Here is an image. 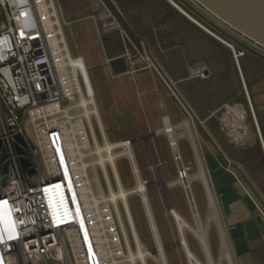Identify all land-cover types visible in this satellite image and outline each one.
Returning a JSON list of instances; mask_svg holds the SVG:
<instances>
[{"label":"built area","instance_id":"obj_1","mask_svg":"<svg viewBox=\"0 0 264 264\" xmlns=\"http://www.w3.org/2000/svg\"><path fill=\"white\" fill-rule=\"evenodd\" d=\"M167 1L214 36L173 0ZM187 2L230 32L192 1ZM0 12L4 21L0 30V140L9 147L13 137L21 135L36 168L35 175L21 177L10 154L13 168L8 181L0 183V217L5 218V223L0 222V264H106L108 250L124 255L127 245L114 206L102 203L96 212L92 201H86L87 191L78 182L70 147L72 142L77 155V145L82 152H90L95 145L94 123L99 126L93 113L85 115V107L96 108L90 69L81 56L70 53L63 32V25L68 24L59 20L54 0H0ZM217 39L236 57L231 44ZM122 58L127 71L120 76L153 71L189 115L145 50L134 55L125 45ZM169 127L164 134L178 165V180H189L191 168L183 163L174 128ZM121 142L133 144L131 139ZM89 176L93 194H105L104 187L108 192L100 169ZM140 181L147 189V183Z\"/></svg>","mask_w":264,"mask_h":264},{"label":"rangeland","instance_id":"obj_2","mask_svg":"<svg viewBox=\"0 0 264 264\" xmlns=\"http://www.w3.org/2000/svg\"><path fill=\"white\" fill-rule=\"evenodd\" d=\"M111 1L113 2L114 0ZM143 1L139 3L141 5H130L126 3L124 4L125 8H123L131 27H133L135 31L137 29V33H139L137 38L139 42L143 44L141 47L145 50V53L165 78L172 91L178 96L186 111L189 113L188 115L183 111L187 120L191 123L192 133L196 141L201 145L210 142L214 144L218 150L224 153L222 148L226 140L216 125V120L220 121L221 119L223 110L225 109L224 107L231 105L229 108H232L235 106L230 112V117L233 118L238 127L241 125L246 127L251 123L248 121L247 113H249L252 108H250V105L247 102L245 89L241 82L232 50L217 39L218 37L224 42H227L224 38L205 26L197 18L193 17L216 37L196 26L189 19H186V17L180 12L179 13L184 16L186 21L181 22L179 19L170 16L169 18L166 17L164 20L163 18L165 17L166 9L162 4L158 3L157 0H148L146 3ZM151 3L152 5H150ZM197 10L206 16L202 11L199 9ZM145 17L147 18V21ZM2 23L3 16L1 15L0 25H2ZM163 23L168 24L167 29L162 27H160L159 30L156 29L160 25H163ZM216 25L223 29L219 24ZM66 28L67 27L63 25V32L65 37L67 36L68 47L71 52L74 53L76 49L75 42L69 34L66 35ZM237 39L240 40V38ZM125 40H127L126 37ZM127 42L128 40L126 43ZM126 46L130 51H133L134 48L132 45L130 46L127 43ZM237 50L238 49H235L236 52L242 51ZM238 62L241 64L242 73L246 82L248 84H256L254 88V92L256 93L254 94L255 99L257 101H262L264 98V63L246 52L243 53L242 58H239ZM87 66L88 69L91 68L89 64H87ZM186 70L187 72L185 73ZM94 73L97 82L92 74L91 77L96 92L95 106L98 111L104 134L101 133L100 128L95 126L94 123V135L97 145L103 147L105 141L111 144L121 142V134L119 133V130H122L124 125L121 123L119 127H116V123L120 119H126V117L121 118L120 116H111L106 110L107 106H105L103 102L98 85L101 90L104 89V87H107L109 85V76L107 72H103L102 69H95ZM117 80L119 79H116V81ZM110 82L114 85L115 80H111ZM168 94L172 97L169 91ZM174 104L179 108L176 102ZM252 107L255 111L254 106ZM211 111L215 114V117L212 116L213 119L210 124L208 123V119H205L202 116L206 113L210 114ZM137 120L139 124L141 123L142 118H137ZM176 133L181 134V131H175V135ZM159 136H164V133H161ZM209 138L212 141H209ZM138 139L140 138L133 139L135 141L132 144V151L134 153L140 178L147 183V189L145 191L147 204L149 205L162 247L170 246L180 239V235L178 234L179 229L177 227L178 223L166 209V206L162 201L160 192L156 186L157 180H160L161 183L168 186L165 190V203L171 206L172 210L175 211L190 227H194V220L190 210L189 201L181 186H170V184L179 181L177 180L178 165L173 158L167 162V164L160 165L156 152L153 149V140L150 139V146L148 144L147 146L144 142ZM181 146H186V141L179 138V150ZM92 149H94V147H92ZM122 151V149H117L114 150L113 153L118 155ZM83 154L85 155L83 160H85L86 163H92V159L95 160V156H92L91 152H83ZM182 160L186 166L191 168L189 172L190 192L196 207L198 218L201 221L200 223L206 231L208 247L214 264H235L231 260H226L222 257L224 249L220 248L221 244L219 246L217 233L212 223L205 220L200 213L199 207H201V203L199 198L197 200V195H200L202 181L197 177L198 171L196 167L189 163L187 164L184 159ZM153 162L156 165L154 170L151 169ZM115 163L121 187L127 192H134L128 195L127 206L140 246L142 250L149 253L145 259L146 264H157L156 254L153 255L151 253V250L155 249L156 245L151 232L149 219L146 217L147 215H145L146 211L144 210L143 200L140 194L135 192L137 181L132 173L131 165L124 157H119L115 160ZM98 170L99 169L96 167V171ZM88 171L89 175L92 174L90 169H88ZM201 172L206 174L207 178V173H205V171L203 172V170H201ZM109 176L111 189L116 192V182L110 174ZM144 176H148V179ZM104 192L105 194L108 193L105 187ZM122 206L121 204L119 205V213L121 214L127 237H129L130 250L135 252L136 245L135 242L131 240V234L129 233L127 219L126 216H124L125 214L124 210H122ZM184 239L191 254L200 262L204 263L205 259L203 251L200 244L197 243V239L188 230L184 231ZM164 256L167 264H189L186 253L182 247L169 248L164 251ZM119 258V256L118 258H115L116 261L119 262L118 264H124V259Z\"/></svg>","mask_w":264,"mask_h":264},{"label":"crops","instance_id":"obj_3","mask_svg":"<svg viewBox=\"0 0 264 264\" xmlns=\"http://www.w3.org/2000/svg\"><path fill=\"white\" fill-rule=\"evenodd\" d=\"M113 2L132 33L139 36L137 29L131 27L124 9ZM54 3L59 20L68 24L64 25L66 35L69 34L75 42L74 53L68 47L70 53L81 56L86 65H90L96 82L95 69H102L109 76L107 87L101 90L97 85L110 115L126 117L116 123V127L121 123L124 125L119 130L121 141L126 137L135 139L153 134V149L162 165L173 156L165 134L159 135L165 133L169 124L174 131L180 130L181 134L176 133L177 140L186 141V146L180 147L182 159L196 167L198 177L203 176L202 180L198 178L202 181L200 195H197L201 203L200 213L212 223L220 248L226 250L235 264H264V98L262 101L255 99L256 84L246 82L241 64L234 58L247 102L252 108L253 116L251 111L247 113L251 126L238 127L230 117L235 106H225L220 121L214 123L226 140L222 153L210 142L201 145L196 141L191 123L153 71L142 70L131 78L113 77L107 62L122 57L125 45L131 44L126 43L124 34L99 0H54ZM167 25L163 23L156 29H167ZM2 26L3 23L0 30ZM132 53L136 55L137 51L133 49ZM111 80H115L114 85ZM212 113L202 116L210 124L215 117ZM137 118H142L141 123L138 124ZM164 118L169 122L166 120L168 127L163 130ZM209 141L212 140L209 138ZM201 170L207 173V178Z\"/></svg>","mask_w":264,"mask_h":264},{"label":"water","instance_id":"obj_4","mask_svg":"<svg viewBox=\"0 0 264 264\" xmlns=\"http://www.w3.org/2000/svg\"><path fill=\"white\" fill-rule=\"evenodd\" d=\"M107 12L114 19L118 25L120 31L127 38L129 43L137 51L138 55L143 54V48L137 37L129 29L120 13L110 0H99ZM184 8H186L191 14L198 18L201 22L207 25L210 29L217 34L225 38L232 44V48H238L242 52H246L256 59L264 63V0H190L201 10H204L213 20L218 21L232 34L223 30L209 18L199 12L194 6L187 2V0H176ZM236 36L241 37L243 40L251 45L244 43L237 39ZM253 46L262 52L253 48ZM111 74L113 76H120L127 71L124 60L122 57L111 60L108 64ZM174 100V99H173ZM155 135V134H154ZM153 137V134L142 136L140 141L149 145V140ZM130 139V138H124ZM123 139V140H124ZM134 143L135 140L131 139ZM147 145V146H148ZM150 146V145H149ZM10 154L14 156L16 166L18 168L21 177L33 176L36 174V168L30 157L29 147L21 135H16L10 142L8 147L4 142L0 140V183L5 184L9 179L10 168H13L10 159ZM152 167L156 165L153 162ZM157 179V178H156ZM156 186L160 192L163 203L169 212H172L171 206L167 205L165 190L168 187L166 184L157 180ZM193 203L192 198L190 199ZM182 243L180 239L170 246H164L163 251L169 248L181 247ZM151 253L156 254V249L151 250Z\"/></svg>","mask_w":264,"mask_h":264},{"label":"bare ground","instance_id":"obj_5","mask_svg":"<svg viewBox=\"0 0 264 264\" xmlns=\"http://www.w3.org/2000/svg\"><path fill=\"white\" fill-rule=\"evenodd\" d=\"M234 51H235V49H234ZM235 56H236L235 57L236 61L238 62L239 57L243 56V54H238V52L235 51ZM84 104L85 103H83V106H84ZM90 113H93L95 115L97 124L100 127L101 133L103 134V130L101 127V121H100L97 109L94 107V108L89 110L85 107V115L88 117V115ZM167 125L168 124L166 121V126ZM169 128L170 127H168L167 129H169ZM165 131H166V129H165ZM70 137H71V135H70ZM131 146L132 145H130L129 143L119 142L116 144H111V143H108L105 141V143L103 144V147H100L99 145H97L96 140H95L94 149H92L90 151L92 156H95L94 157L95 160L92 159L93 160L92 163H86L85 160H83V157L85 155L83 154L82 150H80V147H78V145H77L78 152H77V155H75L76 150L74 149V145L71 142L70 147L73 148L74 164H75L76 173L78 175V182L80 185L84 186L85 191H87L86 192V194H87L86 201H92L91 204L94 207V209L96 210V212H98L97 211V210H99L98 207L102 203H111L116 210L119 226H120V229L122 230V234L124 236L125 243L127 245V254L125 253L126 255L125 254L122 255L121 251H119V252L117 251V253H115L113 250H108L106 252V264H118L119 262H117L116 259L114 258V257L118 258V256L120 257L119 259L123 258L124 259L123 262L128 263V264H146L145 259L149 255V253L142 250V248L140 246L139 239L136 235L135 228H134V225L132 222V218L130 216L128 206H127V197H128V195H130L134 192H127L121 187L119 175H118V171H117L116 163H115V160L119 157L126 158L131 165L132 173H133V175L137 181V187H136L135 192L140 194V196L143 200V204H144V208H145L144 210L146 211L145 215H147L146 217H148V219H149L151 232H152L154 242L156 245V247H155V249H156V262H157V264H167L165 256H164V251H163L162 245L160 243V239H159L155 224L153 222L151 211H150L149 205L147 204V200H146L147 198L145 196L146 187H144L140 181V175L138 172V167L136 166V163L134 160V153L132 151ZM116 149H122L123 151L120 154L115 155L113 153V151ZM96 167L104 173V177H105L106 183L108 185V193H107L108 195L107 194H100V196H96L95 194H93V191L91 189V177L89 176L88 169L91 170V173H93V172L95 173ZM108 171H110V172H108ZM109 174L111 175V177H113V179L116 182V185H117V191L116 192L113 191L111 189V187L109 186L110 185ZM198 178H200L202 180L203 176L199 175ZM176 185L181 186V188L184 189L186 197L189 201L190 210L192 212L193 220H194V227H190L184 220L181 219V217L175 211L170 212V214L175 218V220L178 223L177 227L179 229L178 230L179 231L178 234L180 235L179 238H180V241L182 243L181 247L184 249V251L186 253L189 264H214L213 259H212L211 254H210V251H209V247H208L206 231L203 228L202 224L200 223L201 221L198 218V214L196 211L194 201L192 203V201L190 200L192 198V195H191V192L189 191L190 190L189 189V180L178 181L174 184H170V186H176ZM192 200H193V198H192ZM209 200H210V198H209ZM120 204H121V206L123 205L122 210H124V214H125L124 216H126V219H127L128 228L130 231L129 233L131 234V240L134 241L135 245H136V251L135 252L130 250L127 233H126L124 224H123L122 219H121V214L119 213V209H118ZM185 230H188L197 239V241H198L197 243L200 244L202 251H203L204 259H205L204 263H202L198 259H196L191 254V252L188 250V247H187L185 239H184V231ZM99 233H101L100 230H99ZM222 239H224V238H222ZM222 244H223V242H222ZM223 253L224 254L222 255V257L226 260H230L229 255L226 252V250H223Z\"/></svg>","mask_w":264,"mask_h":264},{"label":"trees","instance_id":"obj_6","mask_svg":"<svg viewBox=\"0 0 264 264\" xmlns=\"http://www.w3.org/2000/svg\"><path fill=\"white\" fill-rule=\"evenodd\" d=\"M118 5L119 7L121 8H125V5L124 4H139L141 3L143 0H114ZM146 1L148 2V0H144L143 2L146 3ZM151 1V0H150ZM158 3L162 4L165 9H166V12H165V17L163 18L164 20L166 19V17L169 18L170 17H173L175 19H179L181 22L183 21H186L184 16H182L179 11L174 7L172 6L167 0H157ZM179 7H181L182 9H184L186 12H188L192 17H195L193 14H191L186 8H184L180 3H178L176 0H173ZM148 5V4H147ZM152 5V3L150 4ZM196 18V17H195ZM187 19V18H186ZM198 19V18H197ZM163 20V21H164ZM199 20V19H198ZM200 21V20H199ZM201 22V21H200ZM203 23V22H201ZM204 24V23H203ZM205 25V24H204ZM207 26V25H205ZM208 27V26H207ZM209 28V27H208ZM212 30V29H211ZM213 31V30H212ZM215 32V31H214ZM222 37V36H221ZM223 38V37H222ZM225 39V38H224ZM138 40V38H137ZM226 40V39H225ZM139 41V40H138ZM227 41V40H226ZM228 42V41H227ZM229 44H231L230 42H228ZM232 45V44H231ZM235 49H238V48H235ZM240 50V49H239Z\"/></svg>","mask_w":264,"mask_h":264},{"label":"clouds","instance_id":"obj_7","mask_svg":"<svg viewBox=\"0 0 264 264\" xmlns=\"http://www.w3.org/2000/svg\"><path fill=\"white\" fill-rule=\"evenodd\" d=\"M0 222L1 223H5V218L4 217H0Z\"/></svg>","mask_w":264,"mask_h":264}]
</instances>
